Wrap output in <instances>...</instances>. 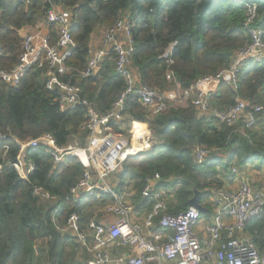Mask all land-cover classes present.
<instances>
[{
  "label": "trees",
  "instance_id": "16d2710c",
  "mask_svg": "<svg viewBox=\"0 0 264 264\" xmlns=\"http://www.w3.org/2000/svg\"><path fill=\"white\" fill-rule=\"evenodd\" d=\"M245 0H0V70L11 71L23 55L26 29L46 24V16L54 7L72 11L76 23L72 31L76 49L66 62L83 72L91 55L93 36L101 29L129 18L133 24L135 53L132 70L139 84L160 91L184 92L198 80L216 75L228 68L236 54L251 43L244 26ZM258 5L255 25L264 28V3ZM52 44L57 41V26L47 24ZM174 46L170 66L162 57ZM173 72L175 81L168 80ZM49 70L31 69L19 86L0 81V134L21 141L36 140L51 134L58 147L66 149L75 139L86 146L90 134L82 130L88 122V109L79 107L63 112L58 90L48 89ZM59 79L79 85L82 98L99 114L108 113L127 84L116 73L114 56L105 60L96 75L81 80L77 74ZM237 90L223 81L211 96V105L219 110L236 103V98L251 105H264V64H244L238 75ZM124 121L110 123L107 129L131 136L135 129L151 131V150L129 157L117 174L116 191L130 194L140 215L152 210L150 200L143 198L146 180L161 176V186L175 191L168 214L178 216L190 208L195 191L201 193L200 204L211 211L212 190L223 189L232 181L230 169L235 163L243 168L264 154V128L246 129L241 121L229 128L214 119L200 117L189 100L185 105L169 106L151 117L132 95L126 100ZM7 165L0 172V264H89L91 255L78 241L56 229L72 214L79 215L83 230L96 213L113 202L107 195L85 196L78 200L71 191L82 179L85 169L75 158L55 167L53 157L44 147L27 151V160L35 171L27 181L15 171L20 157L12 142ZM205 147L212 153L208 161L198 165L195 150ZM262 166V165H259ZM42 187L58 198L43 202L34 196ZM206 204V206H205ZM58 210V211H57ZM97 222L101 217H97ZM158 224V222H157ZM254 243L264 248V217L247 224Z\"/></svg>",
  "mask_w": 264,
  "mask_h": 264
},
{
  "label": "built area",
  "instance_id": "2783aa9c",
  "mask_svg": "<svg viewBox=\"0 0 264 264\" xmlns=\"http://www.w3.org/2000/svg\"><path fill=\"white\" fill-rule=\"evenodd\" d=\"M1 16L0 11V21ZM257 17L258 5L251 1L246 5L244 23L251 43L236 54L228 68L198 80L184 92L160 91L139 84L132 70L134 24L129 18L107 28L100 47L91 49L87 68L83 72L75 71L66 63L76 49L72 35L76 18L72 11L54 7L47 13L46 24H40L46 28L47 24L57 26L55 44H52L48 32L41 38H37L32 31L23 35V55L19 64L11 71L0 70V81L16 87L31 69L47 67L50 77L48 89L59 91L61 110L71 112L79 107L88 109V122L82 130L89 132L90 144L87 149L73 146L62 149L51 134L28 141L0 134V143L12 142L19 148L21 155L14 168L21 180L27 181L36 169L27 160V151L44 147L53 157L55 167L63 165L68 158L77 159L84 167L82 179L71 191L75 200L101 195L113 198L103 220L97 222L96 217L86 230H83L77 214H72L64 225L55 223L61 234L76 239L89 252V264H264V248L257 246L246 231L249 222L264 217V166L252 162L238 168L233 163L230 169L231 183L223 189L212 190L209 205L213 214L209 222L205 216L211 211L204 206L207 209L205 213L190 207L178 216L168 214L175 191L161 186L162 178L160 174H155L146 180L142 191L143 198L153 204L152 210L140 215L131 195L117 193V184L111 178L121 172L123 163L129 157L151 150V131L135 129L129 137L126 133L117 134L107 129L110 123L120 124L124 121L126 100L132 95L139 99L151 117L163 113L175 98L178 103L192 100L200 117L214 119L229 128L241 121L246 129L264 128V105H251L237 97L235 105L219 110L210 102L223 81L237 90L238 75L244 64H264V28L255 25ZM174 46L162 57L170 66L174 64ZM112 56L116 73L124 77L127 89L112 109L101 115L82 98L79 85L63 82L59 76L77 74L81 80L90 78ZM227 77L230 79L227 80ZM168 80L176 82L173 72H169ZM9 150V144L1 146L3 162H0V172L9 165ZM211 153L205 147H198L194 153L196 163L205 164ZM34 196L43 202L58 200L42 187L35 188ZM111 218L114 220L111 221Z\"/></svg>",
  "mask_w": 264,
  "mask_h": 264
},
{
  "label": "rangeland",
  "instance_id": "374dc122",
  "mask_svg": "<svg viewBox=\"0 0 264 264\" xmlns=\"http://www.w3.org/2000/svg\"><path fill=\"white\" fill-rule=\"evenodd\" d=\"M44 30H46V27L45 25H38L35 29L32 30V28H29V29H26L22 32V35L26 34L27 32H33L37 38H41V36L44 34ZM107 28H101L94 36H93V41L91 43V48L92 49H97L100 47L101 45V41H102V38L106 32ZM171 92V91H170ZM188 102V101H187ZM186 102H183V103H178V100L173 98L171 101H170V105L169 106H181V105H185ZM89 139L86 141V146L84 148L80 147V142L79 140L75 139L74 142L72 143L71 146H73L74 148H81V149H87L89 147ZM255 163L258 164V165H262L264 166V156L263 155H260L258 156L255 160ZM110 205V204H109ZM108 205V206H109ZM104 207L102 209H100L97 213H96V217H105V211L107 209V207ZM206 206V204H205ZM213 214V210L207 214V216H205V219L207 220V222L210 221V218ZM137 216V215H136Z\"/></svg>",
  "mask_w": 264,
  "mask_h": 264
},
{
  "label": "water",
  "instance_id": "95a60500",
  "mask_svg": "<svg viewBox=\"0 0 264 264\" xmlns=\"http://www.w3.org/2000/svg\"><path fill=\"white\" fill-rule=\"evenodd\" d=\"M245 1H254V2H262L264 3V0H245ZM230 78L227 77V80H229ZM264 156V154H263ZM200 201H201V193L199 191H195V195L194 197L192 198V200L189 202V205L190 207H194L196 208L197 210H199L201 213H205L207 211L206 208H204L201 204H200Z\"/></svg>",
  "mask_w": 264,
  "mask_h": 264
},
{
  "label": "crops",
  "instance_id": "0c3cea01",
  "mask_svg": "<svg viewBox=\"0 0 264 264\" xmlns=\"http://www.w3.org/2000/svg\"><path fill=\"white\" fill-rule=\"evenodd\" d=\"M47 32H48V28H46V30H44V33H47ZM92 41H93V38H92ZM111 180L114 181L115 184H118L116 177L111 178ZM103 218L104 217H102L101 220H103ZM101 220H100V222H101ZM110 220L113 221L114 219L111 218Z\"/></svg>",
  "mask_w": 264,
  "mask_h": 264
}]
</instances>
